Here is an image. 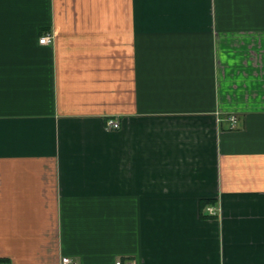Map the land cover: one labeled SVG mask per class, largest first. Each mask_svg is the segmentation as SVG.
Returning a JSON list of instances; mask_svg holds the SVG:
<instances>
[{
	"label": "crops",
	"instance_id": "crops-1",
	"mask_svg": "<svg viewBox=\"0 0 264 264\" xmlns=\"http://www.w3.org/2000/svg\"><path fill=\"white\" fill-rule=\"evenodd\" d=\"M63 258L264 264V0H0V264Z\"/></svg>",
	"mask_w": 264,
	"mask_h": 264
},
{
	"label": "built area",
	"instance_id": "built-area-1",
	"mask_svg": "<svg viewBox=\"0 0 264 264\" xmlns=\"http://www.w3.org/2000/svg\"><path fill=\"white\" fill-rule=\"evenodd\" d=\"M39 42L41 45H48L51 42V37L50 36H44L39 40ZM230 121L233 125L236 123L235 118H232ZM119 127H120V124L118 123V121H116L114 119H110L108 121V128L110 130H117ZM205 212L210 217H217L219 215L220 210H219V208L208 206V207H206ZM62 264H78V262H76L70 258H63ZM116 264H124V263L121 261H117ZM125 264H132V263L127 262Z\"/></svg>",
	"mask_w": 264,
	"mask_h": 264
},
{
	"label": "trees",
	"instance_id": "trees-1",
	"mask_svg": "<svg viewBox=\"0 0 264 264\" xmlns=\"http://www.w3.org/2000/svg\"><path fill=\"white\" fill-rule=\"evenodd\" d=\"M206 203H207V202H205V203H202V206H204V207H205V206H206Z\"/></svg>",
	"mask_w": 264,
	"mask_h": 264
}]
</instances>
